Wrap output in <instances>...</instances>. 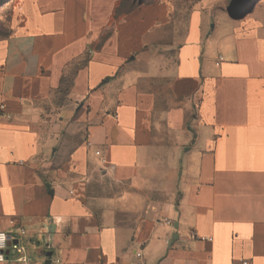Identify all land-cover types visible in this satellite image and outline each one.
Segmentation results:
<instances>
[{"label": "crops", "instance_id": "crops-1", "mask_svg": "<svg viewBox=\"0 0 264 264\" xmlns=\"http://www.w3.org/2000/svg\"><path fill=\"white\" fill-rule=\"evenodd\" d=\"M120 2L10 1L2 264H264V40Z\"/></svg>", "mask_w": 264, "mask_h": 264}, {"label": "rangeland", "instance_id": "rangeland-1", "mask_svg": "<svg viewBox=\"0 0 264 264\" xmlns=\"http://www.w3.org/2000/svg\"><path fill=\"white\" fill-rule=\"evenodd\" d=\"M10 1L0 0V35L6 31L4 22L10 13ZM119 5V13L142 5L143 8L151 9V14L156 13L155 9L159 6L165 13L175 15L179 22L180 43L187 30L188 18L198 10L216 16L219 22L228 16L236 29L264 40V0H121ZM218 32L222 34V31Z\"/></svg>", "mask_w": 264, "mask_h": 264}, {"label": "built area", "instance_id": "built-area-1", "mask_svg": "<svg viewBox=\"0 0 264 264\" xmlns=\"http://www.w3.org/2000/svg\"><path fill=\"white\" fill-rule=\"evenodd\" d=\"M222 62H224V58L220 56L218 58L216 65L220 66ZM97 154L100 155V153H97ZM167 223L171 224L170 222H167ZM22 232L24 231L22 230ZM0 234H2L5 237V239L3 240V247H0V257L3 258V260L0 261V264H2L8 260V254L6 252L9 250V246L13 244V241H12V238L6 233L0 232ZM194 237H197L196 234H194ZM15 247H16L17 252L20 254V256L16 260L18 264H34L25 255H23L24 249L22 247L18 245H16ZM244 264H247V263H244Z\"/></svg>", "mask_w": 264, "mask_h": 264}, {"label": "clouds", "instance_id": "clouds-1", "mask_svg": "<svg viewBox=\"0 0 264 264\" xmlns=\"http://www.w3.org/2000/svg\"><path fill=\"white\" fill-rule=\"evenodd\" d=\"M4 239H5V237L2 234H0V247H3V240ZM2 260H3V258L0 257V261H2Z\"/></svg>", "mask_w": 264, "mask_h": 264}, {"label": "water", "instance_id": "water-1", "mask_svg": "<svg viewBox=\"0 0 264 264\" xmlns=\"http://www.w3.org/2000/svg\"><path fill=\"white\" fill-rule=\"evenodd\" d=\"M176 237V236H175ZM10 245V244H9ZM8 254V252H6ZM48 257H51V254L48 255ZM46 264H50V261H48Z\"/></svg>", "mask_w": 264, "mask_h": 264}]
</instances>
